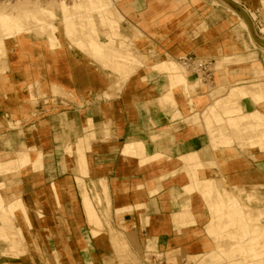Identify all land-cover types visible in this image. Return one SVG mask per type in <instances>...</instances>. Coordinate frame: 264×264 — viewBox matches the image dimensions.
Returning a JSON list of instances; mask_svg holds the SVG:
<instances>
[{
	"label": "crops",
	"instance_id": "obj_1",
	"mask_svg": "<svg viewBox=\"0 0 264 264\" xmlns=\"http://www.w3.org/2000/svg\"><path fill=\"white\" fill-rule=\"evenodd\" d=\"M257 1L260 5L264 4V0ZM241 2L248 8L246 3ZM261 7L264 10V6ZM201 24L206 25V29L202 30L198 26L194 31L196 39L204 33L207 34L209 30L205 22ZM125 27H127L125 33L132 35V25L126 23ZM157 37L158 35L152 36L146 33L144 43H159ZM220 48H223V45ZM180 56L182 55L178 57ZM59 57L61 55H8V69L3 73L0 72V155L19 156V162L25 165L31 159L29 147L36 146L44 153L42 170L34 171L31 167H27L0 176L1 181L6 183L5 187H0L3 201H11V204L21 200L19 198L12 202L16 197H21L28 210L30 221V224L27 223L23 212L19 210L15 223L22 229L25 237V241L19 246L22 254L17 257L3 255V252L8 250V245L0 242V264H42L45 260L42 259L41 252L57 251L79 253L80 259L77 263L80 264H86L84 259L86 256L87 261L90 257L94 264H122L115 256L116 249L110 239L106 222L103 223L105 228L103 231L108 232V239L101 238L103 231L94 235L92 229L91 235L92 226L87 223L85 217L87 214L85 209L83 212L82 202L84 197L91 201L92 194L90 192V196L83 195L81 202L79 188L74 179L75 158L69 152L66 153L69 140L72 139L73 142L69 124L72 120L79 122L81 129L76 132L81 135L88 112L93 113L96 126L95 138L91 140V147L87 150L90 172L89 178H86L88 190L90 191V181L98 184L100 179L107 180L108 184L103 181L108 187V198L110 196L111 224L122 236L123 234L126 236L123 237L127 245L129 243L130 250L140 256L146 249L149 239L154 240L160 251L176 249L195 252L199 248L204 250L205 244L209 242L213 244L204 230L209 213L199 192H193L187 200L184 196L178 199L172 197L174 189L182 191L183 186L189 183L184 164L178 159V155L172 154L171 159L165 157L143 166L139 164L137 158L128 156L134 151H137L138 155L143 154L140 148H137V142H142L143 146L151 143L153 149H158L164 148L168 141L175 139L180 155L193 151L187 159L189 164L195 165L197 162L194 151L199 152L201 146L207 143L205 128L201 123L189 122L181 118L171 121L175 110L169 119L157 103V97L168 85L166 74L162 72L163 81L159 90L156 84L145 83L140 79L141 75L149 71L131 77L120 90V76L114 74L117 76V82L110 81L106 77V70L99 64L94 66L90 63L88 56L67 49L64 55L65 62L59 63ZM192 77L189 76L190 80ZM194 83L195 81L191 82L192 85ZM55 84L61 91L70 93L74 103L69 108L44 118L41 115L33 116L30 105L31 94L44 91L50 95ZM179 91L183 89L180 87L175 91L176 102L183 115L189 116L190 105L187 98ZM105 92L111 97L106 98ZM189 92L198 111L210 102L207 90L203 86L195 93L190 90ZM260 108L264 111V104ZM65 112L71 114L69 113L64 121ZM10 120L20 121V127L12 129L9 125ZM106 124L113 129V134H106ZM163 129L166 130L163 140L152 142L151 130ZM143 133H147L146 140H138L135 137L142 136ZM259 140V138L253 140V145ZM247 152L243 153L238 149L236 151L224 148L213 149L208 154L217 165L198 170L200 178H214L227 186L211 187V181L209 179L205 181V185L214 191L211 194L209 188V195H215L213 213L217 216L227 214V220L214 229V243L215 236L221 234V226L228 220L235 223L234 230L241 243L252 237V225L243 210V205L252 208L262 224L259 217L261 208L257 200L252 198L253 195H248L252 204H246L243 202L242 193L230 188L232 186L246 189L264 187V170L258 165V162L264 161V152L257 148ZM250 153L255 158L251 157ZM154 157L157 158L151 156L144 157L143 160ZM168 174L171 175L162 179V176ZM53 185L56 186L59 200L56 198ZM152 190H156L154 194H150ZM218 201H222L224 206L229 201L230 211L223 212V208L218 214L215 210V202ZM137 204L144 206L137 208ZM185 205H189V208L183 214L192 213L197 224L179 229L175 226L173 213L182 211ZM6 231L5 227L0 226L1 234H5ZM215 246L217 247L216 243ZM260 246L262 250L257 254L239 256L241 260L234 264H264V255L259 258L264 252V238L261 239ZM88 251L91 255L86 253ZM73 262L69 259L66 264H74Z\"/></svg>",
	"mask_w": 264,
	"mask_h": 264
},
{
	"label": "rangeland",
	"instance_id": "obj_2",
	"mask_svg": "<svg viewBox=\"0 0 264 264\" xmlns=\"http://www.w3.org/2000/svg\"><path fill=\"white\" fill-rule=\"evenodd\" d=\"M121 1L122 0H120V2L117 4H113L110 9H106V11L104 12L108 17V21H109L108 27L109 28L107 26L106 27L102 26L104 24L101 25L102 22H100L98 19L96 20L97 26L99 27L98 29L101 31L102 40L107 39L105 37V32H107L108 29L113 30V29L118 28L120 32L124 31L127 28L125 27L126 22L127 24H130V25H133V23H138L141 28L137 30L136 28H131L132 35L123 33L125 36H123L124 39L121 37V40L122 41L124 40L123 42L125 44H128L130 42L132 43L133 41L132 39H134V34L137 36L140 34H144L142 35V38H140V40H137L136 44H134L135 42H133L136 50L139 48L137 51H140V54H138V52L136 51L137 53L135 52L134 54L138 55V57L136 55L134 56L130 55L131 58H129L128 67L129 65L131 67H129L126 70H128L127 73L129 74L131 73L129 72L131 68L130 71H132V73L129 75L126 74L128 77L120 73L119 75L120 81H121V86L119 87L120 90L123 87V85L131 79V77L133 76L137 77L140 75V73L142 72L146 73L148 71L149 72L147 74L141 75L140 79L142 81H145V83L152 82L153 84H156L159 90V88L162 86V81H163L161 78L163 76L162 71H161L162 63L164 62L165 59L169 58L170 56L175 59H177L176 57H178L179 55H186V54H192V55H196L199 57L201 56L210 57L214 60V65L216 63V58L222 55H229L231 57L230 63H227L222 69H215L216 70L215 78L211 83L207 84V83L201 82L204 85L203 87L207 90V94H208L207 96L209 97V100H210V102L201 111H198L195 109L193 101L192 103L190 102L191 101L190 98L192 96L190 92L186 93L184 90L179 91L181 94H183L187 98L188 104L190 105V108H191V114L189 116H184L181 110L179 109L178 103H177V106L175 107V112L173 113L174 115L170 120L173 121V120H176L177 118H181L189 122L201 123V125L205 128V132L207 136V143L204 146H201V150L199 152L194 151L196 153V162H197L195 165L189 164V161L187 159V156L193 151L187 152L184 155H180L178 152V144L176 143L175 139L168 141L164 148H158V149H153L151 143H147L145 144V146H143L142 149H139L143 152L142 155H138L137 151H134V153L128 155L130 157L137 158L141 166L147 165L152 162H157L165 157L168 159H171L172 154L178 155L177 156L178 159L181 160L184 164V169L189 178V183L183 186L182 191H178L177 189H174V192L172 193V197L173 199H178L184 196V198H186L187 200L188 197L193 192L195 191L199 192V194L201 195V197L203 198L206 204V207L209 213V219L204 225V230L207 236L212 240L213 244L209 242L205 244L204 250L199 248L195 252H188V251L184 252L182 250H176V249H171L169 251H160L156 247L154 240L149 239L146 244V249H144L141 255L139 256L138 254L130 250V245L128 243L131 257L125 262L128 264H160L159 261H154V259H155V255H161L160 259H162L163 261L162 264H234L240 261L241 257L228 256L218 251L217 247L215 246V243L213 242L214 229H217L218 226L222 222L227 220V214H222V215L217 216L213 213V209H214L213 199L215 198V195L214 196L209 195L210 187L208 185H205V181L206 179H209L211 181L210 183L211 187L212 186L213 187H227V186H225L220 180H217L214 178H210V177L200 178L198 174V170L200 168L213 167L217 165L213 163L210 154L202 152V149L209 143L211 130L217 129V127L221 129V127L227 126L226 128L223 127L225 130L222 128V131L227 130L226 134H229L230 136L232 135L231 136L233 140L232 145L234 146L230 145V149H233L235 151L238 149L240 152L246 153L247 151L249 152L250 149L257 148L260 151L264 152V129H263L264 124L262 125L263 128L252 130L251 125H250L251 123L249 122L257 120L253 114L255 107L252 106L251 103L248 104L247 101H250V99L252 100L253 97L252 95H248V92H249L248 88L243 89L244 84L242 83L244 82L245 79L251 78L252 73L250 71H252L253 68L260 67L263 69V72L258 77L262 78L263 80L256 77L257 79L255 78L256 80L255 82L257 83L262 82L261 84H264V54L262 53V49H260V47L256 49L251 43L249 45V42L247 41L248 39L246 37L247 35L243 31H241L242 36H240V38L244 39L245 42L243 40H239L240 38L237 39L236 35L233 33V30H232L233 27L237 24V18L227 13L222 8L213 7L211 5L212 0H201V5L195 4L191 0H166V4L162 7L164 14L171 13L174 15L173 22L170 26L164 24L162 20H158V19L154 21L149 20V17L160 13V10L153 8L152 5L148 4L150 0H145L144 6L142 8L139 6H135L131 10H127L126 7L130 5L131 3H133L135 0H123L122 2ZM240 1H243L244 3H246L250 10H253L254 12L257 13V20L256 21L253 20V22L251 23H252V27L254 28V33H256L257 36H259V38L264 42V37L259 32V27H260L259 22L260 23L264 22V10L261 7V5L264 6V4L260 5V3L257 0H240ZM256 9L258 10L256 11ZM135 11H138V13H136ZM140 12L141 13L143 12L142 14L143 17L141 18L144 23H142V25H141V22H138L141 19L139 16ZM202 22H205L209 26V30H207V34L204 33V35L196 39L194 31L197 29L198 26L203 25L201 24ZM140 29H141V32L143 30L144 33H141ZM146 33H149L152 36L158 35L157 38H158L159 43H153V44L144 43V39H146ZM126 36H127V39H126ZM139 37H141V35ZM243 43H248L249 49L252 50V52H254L256 55L255 56L251 55V53L249 54V52L240 53V52L246 51ZM226 44H230L234 46L236 49L225 50ZM221 45H223L224 49L220 48ZM9 47L13 48L14 44L13 43L9 44ZM33 48L36 53L35 55H47V54H44V47L42 45L40 46V44H37V46L35 45V47ZM67 49L69 51H74L76 53H80L82 55L88 56L87 54H84L83 52L79 51L77 48L73 46L71 47L70 45H67ZM232 53L234 54L240 53L241 55H239L240 57L236 58L235 56L237 55H234V54L232 55ZM88 57H89L88 61L90 63H93L94 66H97V64L100 65L101 63L100 60L98 61L100 63H98L97 61L93 60L90 56ZM132 57L133 58L135 57L134 58L135 60L138 59V62L142 61L141 63L143 62L144 63L143 64L139 63L138 65L136 64L137 61L133 60ZM132 62L135 63L134 64L135 66L132 64ZM100 66L102 68L104 67L103 69L106 70L105 71L106 77L110 81L115 80V82H117V76L114 74H118V72L115 73L116 72L114 71L115 68L112 69L114 65H110L111 66L110 68L109 66L108 67L103 66L102 64ZM124 70L125 68L120 70V72L121 71L123 72ZM109 71L113 74H111ZM239 73L241 75H239ZM188 76H193L191 80L188 77V79L190 80L188 87L191 92L195 93L196 91H198V89L202 85L197 84V81H196L197 77L195 75L188 74ZM237 80H238L239 85L237 83ZM194 81L195 83L194 85H192L191 82H194ZM193 87L197 89L195 90L193 89ZM233 88L237 90L236 92L241 97H243L242 98L243 100L241 99L242 101H240L239 99H237L238 101L235 100L233 102L226 103L227 101L226 97L229 95V92H231ZM53 92L50 95H48V93L44 91L39 94H33V93L31 94L30 105L34 113L33 116L36 117V116L41 115L42 118H44L51 114H54L55 112H59L61 110L67 109L69 108L71 104L74 103V98L71 96L70 93H66L62 91V94L59 93L58 95L56 92L54 93ZM104 96L106 98L111 97L110 94L107 92L104 93ZM223 98L226 99V101ZM222 99L224 100V102L222 101ZM192 100H193V96H192ZM65 113L67 114L70 112H65ZM18 122H19L18 126H17V122L11 123V124L16 125V127L14 125L12 126L9 123L10 127L12 129H18L21 125V122L20 121ZM248 123L250 125V128H247L249 127ZM208 125L210 126L212 125V126L210 128H207ZM69 126L70 128H72L71 130H73L75 133V138H73L74 139L73 142H72V139L69 140V144L71 146L70 154L71 156L75 158L76 168L73 170L76 171V173H75L74 179L79 188V196L81 197V202H82L83 195L90 196V191L88 190V179H86V178H89V173H90L88 158H87V150H89L91 147V140L95 138L96 126L94 125L93 113L91 112L90 117L87 115L86 124L84 128L82 129L83 133H81V135L77 134L76 132V131H80L81 129L79 122H75L74 120H72ZM245 126H247L246 129H245ZM236 128H237L236 131L239 132V134L236 132L237 135H235L234 137L233 133H235V131L233 130H235ZM238 128H240L242 135L240 134V131H238L239 130ZM242 129L245 132L247 130V132L244 133ZM255 130H257V132ZM258 130L260 131L258 132ZM113 133H114L113 129L110 127L109 124H107L106 134L111 135ZM135 137H137L138 140L144 141L147 138V133H143L142 136H135ZM257 138L260 139L259 142L256 145H253L252 141ZM78 147H80V150L82 149V152H83L82 154H84L83 158L85 160L84 159L81 160V161H85V162H82L83 164L80 163L81 161L79 162L80 158L76 154L77 152L76 150L79 149ZM125 147L126 145L124 146V148ZM124 148H123V152H124ZM28 150L31 154V159L27 163H25V165H22L19 162V156L18 157L11 156L10 159H12V157L13 159L16 158L15 160L16 163L11 162L14 165L11 164L8 166L7 165L8 163L6 161L5 162V164L7 163L6 165L3 163L4 164L3 166L5 168L1 167L2 165H0V168L2 170H5L4 172L0 169V171L2 172L0 173V176L8 174V173H12V172H18L20 170L26 169L27 167H31L34 171L42 170L43 161H44L43 151L37 148L36 146H31L28 148ZM66 151H67L66 153H68L67 149ZM250 155L251 157L255 158V156L252 153H250ZM151 156L152 157L156 156L157 158L154 157L148 160H143L144 157H151ZM3 158H7L6 154L0 155V159H3ZM258 165L264 170V161L258 162ZM169 175L171 174L162 176V179H165ZM100 180H104L108 184L106 179H100ZM100 180H98V184L96 182V185L99 190L101 188V186L99 185ZM5 185L6 183L1 181L0 179V187H5ZM230 188L237 193H242V196L244 197L243 202L246 204H252L251 198L248 197V195L249 194L253 195L252 198L256 199L258 204L260 205L261 212H260L259 217L262 221V224L264 225V187L260 189H255V188L246 189L242 187L232 186ZM53 190L55 192L57 200H59L58 193L56 191V186L53 188ZM155 191L156 190H152L150 194H154ZM19 198L23 200L21 197H16L14 200H12V202L18 200ZM10 202L5 201L3 203V206L9 205ZM110 205L111 203H109V207H108L109 215L111 213ZM143 206L144 204L136 205L137 208H141ZM230 206H231L230 202L229 201L226 202L223 212L230 211L228 210ZM188 208H189V205H185V208L182 211L173 213V219L175 222V226L179 229L181 227L192 226V225L197 224L192 213H189L187 215L183 214L184 211L187 210ZM82 209L84 212L83 202H82ZM18 212L19 211H16V213L11 214L10 215L11 217L7 216L9 215L7 214L6 217H9V218H6L5 215L4 217L0 215L3 218H6L5 220H3L1 217L0 226L5 227L7 230H9L7 232L11 235V237L5 236L4 237L5 239H3V237H0V242L1 243L4 242L8 245V250L4 251L3 255L9 256V257H12V256L17 257L21 255L22 253L19 250V246H21L22 242L25 241V237L23 235L22 229L18 227L15 223ZM85 217H86L88 225L91 227L86 215ZM10 218H11L10 220L11 222L9 221L10 223H8V220ZM6 220L8 223L6 224L8 226L6 224H5L6 226L4 225ZM101 220L103 223H105L106 221L105 218ZM1 221L4 223H2ZM9 224H10V227H9ZM13 225L14 227H12ZM90 229H91V235H92V227ZM102 233L103 234L101 235V238L105 240L109 238V234L107 231H103ZM200 233H203V231H200ZM123 236L125 235L123 234ZM199 252H202V253H199ZM86 253H89V251ZM263 255H264V252L263 254L259 256V258L262 257ZM41 256H42V259L45 260L42 262V264H66V262L69 259L70 261H74L73 262L74 264H80V262L77 263V261L80 259L79 253H67V252L62 253L58 251L49 252V253L41 252ZM115 256L118 259H120L116 251H115ZM86 257H84L86 264H94L93 259H90V257H88V261H87ZM246 259L248 258H245V260ZM132 260L134 261V263L132 262ZM125 262L124 263L121 262V263L125 264Z\"/></svg>",
	"mask_w": 264,
	"mask_h": 264
},
{
	"label": "bare ground",
	"instance_id": "obj_3",
	"mask_svg": "<svg viewBox=\"0 0 264 264\" xmlns=\"http://www.w3.org/2000/svg\"><path fill=\"white\" fill-rule=\"evenodd\" d=\"M144 1L145 0H135L126 8L127 10H131L135 6H139L142 8L144 6ZM191 1H193L195 4L201 5V0H191ZM232 1H234L237 4L242 3L240 0H232ZM119 2L120 0H70V1L52 0L46 3H39L35 0H17L11 3H0V72L3 73L8 69V64H7L8 55H35L36 53L33 47H35V45L37 46V44H40V46L42 45L44 47V54L61 55V57L58 58L59 63L65 62L64 55H66L67 45H70L71 47L73 46L77 48L79 51L83 52L84 54H87L93 60L97 62L100 60L101 63L98 62L100 63V65L102 64L103 66H107V67L109 66V68L111 67L110 65H114L112 69L115 68L114 70L116 71L115 73L118 72V75H120L121 73L122 75L124 74L125 76H127L126 74H128L127 73L128 70L126 69L131 67L130 65L128 67L129 58H131V56L136 55L134 53L139 49L138 48L136 50L134 44H136L137 40H140V38H142V35L144 34H140L141 37H139L140 35L137 36L134 34V39H132L133 40L132 43L130 42L128 44H125L123 42L124 40L123 41L121 40V37L124 39L123 36L125 35L123 33H125V31L120 32L118 28L113 30L108 29L107 32H105V37L107 39L102 40L101 31L98 29L99 27L97 26L96 23V20L98 19L100 22H102L101 25L104 24L102 26L108 27L109 25L108 17L104 12L106 11V9H110L113 4H117ZM148 4L152 5L153 8L160 10V13L151 16L152 18L149 17L150 18L149 20L152 21L157 19L162 20L163 23L168 26L172 24L174 15L171 13L164 14L162 9V7L166 4V0H150ZM211 5L215 8H222L227 13L231 14L232 16H235L237 18V24L233 27L232 30L233 33L236 35V38L239 39L240 36H242L241 31L245 32L247 35L246 37L248 39L247 41L249 42V45L251 43L256 49L260 47V49H262V53L264 54V44L261 42L259 36H257L256 33H254V28L252 27V23L250 25L244 19V17H242L230 5L222 2V0H212ZM248 10H249V12L247 11L248 15L251 19V22H253L254 19H257V13L254 12L253 10L250 9ZM142 14L143 12L142 13L140 12L139 14L140 18L143 17ZM138 22H141V25L142 23H144L142 21V18ZM132 27L136 28V30L141 28L138 23H133ZM200 27H201L200 29L203 30L206 28V25L205 26L202 25ZM261 31L264 32V26L261 28ZM141 33H144L143 30ZM239 40L244 41V39L241 38ZM133 42L135 43L133 44ZM11 43L14 44L13 48L9 47V44ZM243 44L245 46L246 51L240 53L249 52V54L251 53V55L254 56L256 55L254 52H252V50L249 49L248 43H243ZM228 49H236V48L230 44H226L225 50ZM137 52L138 54H140V51ZM240 53H236V54L232 53V55L233 54L237 55L235 57L238 58L240 57L239 55H241ZM136 56L138 57V55ZM134 58L133 60H135ZM230 60L231 57L229 55H222L216 58V63L214 65V68L222 69L227 63L231 62ZM135 61L138 62V59ZM137 62L136 64L138 65L139 63L140 64L144 63V62L141 63L142 61L138 63ZM132 64L134 65L135 63L132 62ZM116 67L119 69H117ZM124 68L125 70L123 72L122 71L120 72V70ZM161 69H162L161 71L164 74H166L168 78V85L166 90L157 97L156 101L162 108L166 117L170 119L177 105L175 98V91L181 87L186 93H189V87H188L190 83V80L188 79L189 73L181 65L178 59H175L171 56L164 60ZM130 70L129 72L132 73V71ZM250 72L252 73L251 78L245 79L246 81L244 80V82L242 83L244 84L243 89L248 88L249 89L248 95H252L253 97L252 100L250 99V101H247L248 104L251 103L252 106L255 107L253 114L257 120L249 122L251 123L250 125L253 130V129L263 128L262 125L264 124V111L260 108L264 104V84H261L262 82H259L260 84L255 82L256 81L255 78L258 77L263 72L262 68L255 67ZM240 73L239 75H241ZM196 81L197 84H201L202 86H204L201 83L203 81H201L199 77H197ZM59 90L60 88H58L57 85L54 86L53 91L56 92L58 95L59 93L62 94V91L60 90L59 92ZM236 91L237 90L233 88L232 91L229 92V95L226 97L227 101L226 99L223 98L226 101V103L233 102L237 99H239L240 101L243 100L242 99L243 97H241ZM223 99L222 101L224 102ZM190 100H191L190 102L192 103L193 100L191 98ZM68 115L70 114L65 113L63 115L64 121L66 119V116ZM87 115L90 117L91 112H88ZM13 122H17V126H18L19 124L18 121L10 120L9 123L11 124ZM11 125L13 126L14 124ZM250 125L249 127L245 126V129L246 127L250 128ZM14 126L16 127V125ZM211 126L208 125L207 128H210ZM223 127H221V129L217 127V129L211 130L209 143L202 150L204 153L205 152L209 153L213 149H218V148L230 149V145H232L233 143L231 137L232 135L230 136L229 134H226L227 130L224 131L225 130L224 128H226L227 126L224 128ZM222 128L224 129L223 130L224 132L222 131ZM238 129H239L238 131H240V128ZM243 129L242 131L246 133L247 130L245 132ZM236 130L237 128L233 130L235 131V133L232 132L234 134V137L235 135H237ZM255 131L257 132V130ZM259 131L260 130H258V132ZM165 133L166 130L164 129L160 131L151 130L150 140L152 142L161 141L166 135ZM237 133L239 134V132ZM71 137L75 138V133L73 130ZM136 146L137 148L141 149L143 147V143L137 142ZM70 148L71 146L69 144L67 146V150L69 153H71ZM78 148L79 149L76 150L77 151L76 153L77 156L80 158L79 159L80 162L82 159H84L83 158L84 154H82L83 153L82 149L80 150V147ZM9 159L10 156L4 159H0V165H2L1 167H4L3 165L5 164L6 161L8 163V164L6 163L8 166L13 163H16L15 162L16 158L13 159L12 157L13 160L12 159L9 160ZM82 162L85 161H81L80 163ZM2 171L5 172V170ZM0 173L2 172L0 171ZM99 185L101 186L100 190L96 186V183H94L93 181L89 182V189L92 194V200L90 201L85 197L83 198L84 209L87 214L90 225L92 226L94 235H97L99 232L105 229L103 222L101 220L105 218L106 226H108V230L110 234V239L116 249L120 261L124 263L126 260L130 259L131 257L130 250L128 248V245L124 237L111 224V220L108 214L109 198H108L107 184L102 180L100 181ZM54 187L55 186L53 185V188ZM213 192H214L213 189L210 188V193L212 194ZM3 203L4 201L0 194V212H1L0 215H2L3 217L5 215L6 217V215L9 214L7 216L11 217L10 216L11 214L16 213V211L20 210L24 214L25 221L30 224V221L28 219L29 217L28 210L22 200L16 201L7 206H3ZM215 206H216L215 210H217L219 214L224 208V203L222 201L221 202L218 201L217 203L215 202ZM243 210L247 214L249 223L252 225L253 234L248 241L241 243L238 240L237 233L234 230L235 223L232 222L231 220H228V222L225 225L221 226V234L216 235L214 238V241L217 245V249L228 256L257 254L260 250H262L260 243H261V239L264 238V225L258 221L256 214H254V210L250 208L248 205H243ZM2 216H0V219ZM3 217H2L3 220L9 218V217L6 218ZM10 220L11 218L8 220V223L11 222ZM6 223L7 220L4 223V225ZM12 227H14V225ZM7 231L5 232V234L0 233V237H3V239H5L4 238L5 236L11 237V235ZM132 262L134 263L133 260Z\"/></svg>",
	"mask_w": 264,
	"mask_h": 264
},
{
	"label": "built area",
	"instance_id": "obj_4",
	"mask_svg": "<svg viewBox=\"0 0 264 264\" xmlns=\"http://www.w3.org/2000/svg\"><path fill=\"white\" fill-rule=\"evenodd\" d=\"M17 0H0V3H11ZM39 3H46L52 0H35ZM64 1H70V0H64ZM246 11L249 12L248 8L241 3L240 4ZM247 12V13H248ZM257 19H254L256 21ZM259 32L264 37V32L261 31V28L264 26V22H259ZM178 61L181 63V65L188 71L189 74L195 75L196 77H199L201 81L204 83H211L215 78L216 70L214 68V60L210 57H204V56H196L192 54H186L182 55L180 57H177ZM161 255H155L154 261H159L160 264L163 263L162 259H160Z\"/></svg>",
	"mask_w": 264,
	"mask_h": 264
},
{
	"label": "water",
	"instance_id": "obj_5",
	"mask_svg": "<svg viewBox=\"0 0 264 264\" xmlns=\"http://www.w3.org/2000/svg\"><path fill=\"white\" fill-rule=\"evenodd\" d=\"M224 3H227L230 5L233 9H235L244 19L251 25L250 17L247 13V11L240 5L235 3L232 0H222ZM261 42L264 44V42L261 40Z\"/></svg>",
	"mask_w": 264,
	"mask_h": 264
}]
</instances>
